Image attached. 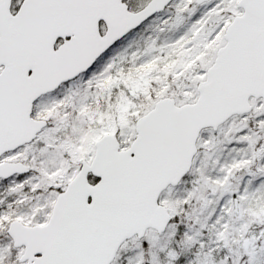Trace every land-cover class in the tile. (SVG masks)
<instances>
[{"label":"snow or ice","instance_id":"snow-or-ice-1","mask_svg":"<svg viewBox=\"0 0 264 264\" xmlns=\"http://www.w3.org/2000/svg\"><path fill=\"white\" fill-rule=\"evenodd\" d=\"M0 264H264V0H0Z\"/></svg>","mask_w":264,"mask_h":264}]
</instances>
